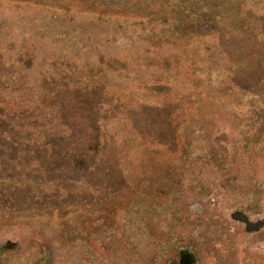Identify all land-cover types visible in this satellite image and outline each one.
<instances>
[{
    "label": "rangeland",
    "instance_id": "1",
    "mask_svg": "<svg viewBox=\"0 0 264 264\" xmlns=\"http://www.w3.org/2000/svg\"><path fill=\"white\" fill-rule=\"evenodd\" d=\"M263 25L264 0H0L32 86L100 90L111 159L58 209L1 213L0 264H264Z\"/></svg>",
    "mask_w": 264,
    "mask_h": 264
},
{
    "label": "trees",
    "instance_id": "2",
    "mask_svg": "<svg viewBox=\"0 0 264 264\" xmlns=\"http://www.w3.org/2000/svg\"><path fill=\"white\" fill-rule=\"evenodd\" d=\"M39 48L0 40V214L43 205L58 209L59 200L75 199L82 184L111 164L96 111L100 105L94 103L100 90L88 83L49 87L45 79L32 86L25 78L41 63L30 53ZM257 66L262 70L253 86L264 90V55Z\"/></svg>",
    "mask_w": 264,
    "mask_h": 264
},
{
    "label": "water",
    "instance_id": "3",
    "mask_svg": "<svg viewBox=\"0 0 264 264\" xmlns=\"http://www.w3.org/2000/svg\"><path fill=\"white\" fill-rule=\"evenodd\" d=\"M234 217L246 221L249 225V229H256L262 225L261 221L257 222L256 224H251V222H249L248 217L241 212H236L234 214Z\"/></svg>",
    "mask_w": 264,
    "mask_h": 264
},
{
    "label": "flooded vegetation",
    "instance_id": "4",
    "mask_svg": "<svg viewBox=\"0 0 264 264\" xmlns=\"http://www.w3.org/2000/svg\"><path fill=\"white\" fill-rule=\"evenodd\" d=\"M178 264H193V258L189 254H185Z\"/></svg>",
    "mask_w": 264,
    "mask_h": 264
}]
</instances>
